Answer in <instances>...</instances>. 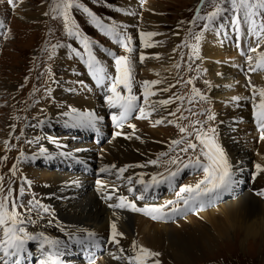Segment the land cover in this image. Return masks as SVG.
Listing matches in <instances>:
<instances>
[{
	"label": "bare ground",
	"instance_id": "6f19581e",
	"mask_svg": "<svg viewBox=\"0 0 264 264\" xmlns=\"http://www.w3.org/2000/svg\"><path fill=\"white\" fill-rule=\"evenodd\" d=\"M139 1L132 0V5L129 6L136 16L125 14V20L123 16L121 21V25L125 26L134 38L133 47L137 51L134 53L133 62L135 66H139L137 68H141L143 75L148 77L147 81L156 79L163 81L161 84L152 86L153 91L168 85H175L168 92H157V95L151 98L152 100L168 99L174 95L180 96L175 83L177 68L174 65L178 63L177 46H172L173 49H170V52L168 50L166 54L164 53L166 46L173 41L170 38L169 29L164 28L167 18L162 11L166 9L162 7L160 0H148L143 3V6L138 3ZM15 13L22 19H34L44 16L45 6H40L37 11L27 12H23L18 7ZM138 13L141 18H138ZM225 24L227 25L226 22ZM141 31L158 33L149 40L152 47L143 48L139 40ZM219 31L224 34L215 35L208 32L199 51L205 72L204 78L208 84V97L211 99L216 116L217 136L230 162L237 170V178L242 183L236 189L235 196L232 193H226L219 203L200 210L199 214L188 213L170 221H153L143 213L112 209L107 204L116 202L115 198L113 201L105 202L101 195V186L96 183L100 180L109 186L116 184L118 194L133 198V193L127 191L126 180L116 181L113 174L100 173L99 169L111 165H116L117 169L131 165L133 167L127 169L124 173L125 177L133 176L135 180L137 174L143 173L146 180L150 179L158 164L147 167H136V165H144L150 159H157L159 153L165 149L167 142L164 138V131L161 126H153V124L161 117H165V120L177 119L178 100L165 106L159 113H153L148 119L134 118L139 115L134 114V117H130L126 122V126L119 129L122 134L113 138V133L118 129L112 125L108 117L104 108L106 102L98 95L101 90L95 86L83 62L79 59L76 61L62 50L58 52L60 58L56 59L54 68V71L57 68L59 72L55 73L53 79L48 82V89H51L50 95L42 92V88L38 85L41 95L34 93L35 91L30 92L31 98L40 96L37 98L40 101L36 110L38 117L31 119L28 123V136L31 141L28 156L37 153L39 147L43 146L49 149L52 155L58 151L72 150L75 158L61 157L64 158L63 161L58 158L48 160L50 168L47 165L44 167L45 170L34 168L38 166L35 161H30L32 164L35 163L34 165L27 163L25 166L23 171L31 183L36 199L49 206L52 211V213L44 214L43 218H38L37 212H33L32 218L36 219L37 223L29 225L28 230L44 231L46 234L67 241L66 233L76 229H87L97 233L100 241L99 247L87 250L72 244L65 249L66 254L63 257L65 264H89L88 252L94 254L95 264H125L124 261L113 258L111 253L119 254L118 248L108 243L111 222L114 219L117 220L118 230L124 233V236L120 238V246L130 249L135 240L140 246L146 245L150 250L153 248L159 251L160 261L172 257L175 261L185 264L192 263L198 260L204 252L208 253L215 249V243L218 240L222 242L226 239L229 242L232 237L239 241V247L245 246L250 240L253 243L264 242V197L257 195L264 186V172L257 174L255 169L257 163L264 167V141L258 139L259 129L255 124L252 108L253 93H255L254 102L259 103V89L264 88V71L254 73L248 71L250 64L255 61L253 63L255 65L258 60V52L247 51L248 55L253 58L251 62L244 54L246 50L257 47L254 37L241 35L238 48L235 33L227 27ZM179 35L180 30L178 29L173 37L178 40ZM167 40L170 42L166 44ZM141 52L147 57L143 63L139 62ZM259 52H264V48L263 50L259 48ZM166 55H168L167 58ZM157 56L159 58H156ZM105 57L102 55V58ZM109 69L112 75H115V68ZM142 79L136 81H145ZM2 84L11 93L15 88V84L12 85L7 81H3ZM138 96L142 102V90ZM235 96L249 97V100L247 102L242 100L239 106H236L235 102H230V98ZM72 107L83 111L91 110L103 117L98 125L100 131L91 132L94 138L102 140L103 146L96 145V140L94 143L89 142L90 132L82 137L79 136V129L76 128L65 130L68 133L62 132L61 128L50 130L57 125L65 127L64 121L69 118L63 113ZM169 112H176V115L169 116ZM40 120H45L46 123L38 125ZM130 124L136 126L135 135L131 139L127 138L133 133V129L127 126ZM136 136L140 139H136ZM53 140L56 143H53ZM78 148L82 154L75 151ZM3 152L4 143L0 140V157ZM82 157L88 159V163L93 167L91 171L89 168H78L80 163H77V160H82ZM67 162L71 165L66 166ZM188 170L190 174L195 172ZM241 173H244L245 177L239 175ZM178 178L176 188L166 189V186H162L160 189L153 190L146 200L137 202L138 206H143L145 203L163 204L169 199H175V193L181 186ZM105 190H110V188ZM49 220L52 223H48ZM61 228L64 232L60 231ZM29 247L31 251L36 252L34 245ZM125 254L130 255L131 253L126 252ZM37 259L34 253L29 264H36ZM151 259L148 260V264H151Z\"/></svg>",
	"mask_w": 264,
	"mask_h": 264
},
{
	"label": "snow or ice",
	"instance_id": "6c2138e0",
	"mask_svg": "<svg viewBox=\"0 0 264 264\" xmlns=\"http://www.w3.org/2000/svg\"><path fill=\"white\" fill-rule=\"evenodd\" d=\"M208 0H200V5L195 9V15L191 23L199 26L200 22H204L200 32H192L190 30L189 38L194 37L195 43L188 44L187 40L182 46L189 47V60L200 58V45L208 32L215 35H221V29L229 28L231 32L236 34L237 47H240V36L247 35L256 39L257 47L250 48L245 51L247 60L251 62L252 56L247 55V51L258 52V60L254 66H249L250 73L264 71V52H259V44L264 40V0H212L215 3V11L208 14H202V10ZM8 3L15 6V0H8ZM54 7L50 6L49 12L44 15H49L50 12H55L58 17H62L64 28L69 37L79 41L83 51L69 45L73 58H78L86 66L87 73L95 82V86L104 93V99L111 112V123L118 129L113 133V138L120 136L122 133L119 129L126 126V122L134 114L138 113L139 119H148L153 113H159L165 106L174 102V100H183V96H173L168 99L152 100L151 98L157 95V92H168L175 85H168L156 91L152 90V86L163 83L162 80L156 79L152 81L138 82L134 79V53L137 51L133 47L134 38L128 32V29L118 23H104L102 19L91 12L89 8L78 3V0H53ZM82 10L89 17V22L94 25L100 32L110 37L117 45L124 48L126 55H118L114 51L104 48L108 57L114 60L115 75H112L107 65L95 55L94 45L76 26L75 21L70 15V9ZM116 11H123L126 15H136L130 9L116 8ZM231 13V15H229ZM228 17L227 25L224 23V18ZM156 32H139V40L143 48L147 49L153 45L149 42L150 38L157 36ZM175 51V49H174ZM143 52L139 54V62L143 63L146 60ZM156 58H159L158 56ZM183 60V53L181 54ZM176 68L180 64L174 65ZM191 68V65H189ZM201 70L197 69L199 73ZM179 82V81H178ZM82 83V82H81ZM192 83V79L186 81ZM138 84L142 90L143 101L140 102V97L134 93V85ZM194 94L189 99L191 103L196 97L200 100H208L209 97L201 93L199 89L192 88ZM51 89H47L45 94L50 95ZM255 93L252 97L253 118L257 128L259 129L260 141H264V88L259 89V103L254 102ZM248 101L249 97L235 96L230 98V102H235L239 106L240 101ZM179 111V109H177ZM208 121H215L216 116L211 110H208ZM66 119L64 124L68 128L86 129L99 132L98 127L103 117L98 116L94 111H83L72 107L70 110L63 113ZM169 116H175L176 112H169ZM165 117H161L154 121L153 126L164 123ZM173 121L169 120L168 123ZM45 120L38 121L39 124H45ZM36 125V126H38ZM196 125H199L197 127ZM133 129V133L127 138L131 139L135 135V125H127ZM14 127V126H13ZM181 133H186L187 136H195L196 142H188L180 149L183 153H189L191 150L194 155L188 156L187 160L182 161L179 156L170 157L164 163L177 165L174 170L165 169V172L155 173L150 176V179H145L143 173L137 174L134 180L133 176H124V173L131 165L116 168V165L104 166L99 169L100 173H111L115 176L116 181H127V191L133 193V198L118 194L116 184L109 186L97 180V185L101 186V195L107 206L116 210H130L133 213H143L150 217L153 221H170L176 217L187 215L188 213L199 214L200 210L215 206L219 203L226 193H232L235 196L236 189L239 188L242 181L237 178V170L230 162L225 149L217 138V128L209 127L205 130L204 122L196 121L192 126V131L181 126ZM140 139L139 136L135 137ZM38 139V138H37ZM187 137H181L180 140L171 141L172 146H177L184 143ZM56 143L55 140L52 141ZM8 141H5V145ZM199 149V153H197ZM172 150L171 148L169 149ZM60 157L75 158L72 153L61 151L58 153ZM168 155V153H160V156ZM40 158L53 160L55 157L49 149L40 146L39 151L30 156H25L23 152L18 157L20 160L36 161ZM157 159H150L144 165H136V167H147L148 165H157ZM77 163L84 164V161L77 160ZM191 169L203 173V178L194 185H181L175 193V199H169L163 204H148L138 206V201L146 200L151 195L153 190L160 189L166 186V189L177 187V178L184 173L185 170ZM256 173L264 172V167L259 163L255 165ZM114 170V172L112 171ZM13 175L16 171V165H13L11 170ZM3 177H0L2 182ZM139 186V187H137ZM110 190H105L109 189ZM139 195H135V193ZM20 198H13L12 189L8 190L7 195L3 194L2 183H0V264H29L30 258L34 253L30 250V245H34L36 249L35 255L38 257L36 264H65L63 257L65 249L72 244L79 245L83 250L99 247L100 241L98 234L87 229H76L66 233L65 239L54 237L46 234L44 231L32 232L28 230L29 225H35L36 219L32 218V213L37 212L38 218H43L44 214H49L51 209L49 206L42 204L39 200L33 198L28 201L29 207L24 213L18 211V207H22V197L25 194V187L19 189ZM258 196L264 197V190L257 193ZM48 223H52L51 220ZM64 232V229H60ZM124 233L118 230L117 220L111 222V234L108 240L118 248V253L113 252L111 255L116 260H122L125 264H148L150 258L160 256V253L152 251L145 246H140L134 240L130 249H125L120 246V238ZM130 252V255H125ZM94 254L88 252L89 264H95ZM152 264H161L159 259H154Z\"/></svg>",
	"mask_w": 264,
	"mask_h": 264
},
{
	"label": "rangeland",
	"instance_id": "374dc122",
	"mask_svg": "<svg viewBox=\"0 0 264 264\" xmlns=\"http://www.w3.org/2000/svg\"><path fill=\"white\" fill-rule=\"evenodd\" d=\"M131 1L132 0H78V3L89 8V10L99 16L104 23L121 24L123 16L125 20V13L123 11H116V8L130 9L129 6L132 5ZM160 4L166 9L162 11L168 21L164 22V28L169 29L170 38L173 40L172 43H169L168 46H166V51L164 53L166 54L168 50L170 52V49H173L172 46H177L178 63L180 64V67L175 70L177 71L175 74V83L178 87V93H180V96H183L184 99L177 101L176 109H179L177 119H168L165 120L164 123L159 124L164 131V138L167 142L165 149L160 153H168V155L161 157L159 153L158 157L160 162L158 163L156 171H154L156 173L165 172V169H175L177 165L164 163L165 161H168L170 157L179 156L182 161H185L188 156L194 155L191 150L189 153H183L180 149L188 142H196L195 136H186L187 132L181 133L179 129L183 126L188 132H191L193 124L197 121L193 119L195 117L194 113L198 98L196 97L191 103H189V94L192 91L191 85L196 88H204L208 96V84L207 80L204 78L205 72L201 57L199 60L196 58L190 61L189 52L191 49L182 46L185 44L186 40L187 42L190 40L192 43H195L194 37L189 38L190 30L197 33L201 31V23L199 26L191 23L195 15V9L200 5V0H160ZM42 5L45 6V13L49 12L50 6L54 7L53 0H15V6L9 4L8 0H0V22L6 24L10 28L7 36L0 37V140L4 143L5 149L0 157V177H3V180L0 183H2L3 194L7 195L8 190L12 189L13 198L16 199H21L19 189L21 186L25 187V194L22 197L23 206L18 207V211L21 213L25 212L29 207L28 201L36 198V195L23 171L25 166H27V163L25 165V160H20L18 162V157H20L21 152L26 156L27 151L25 148L28 140L23 132L17 134L15 131H22L27 128L28 122L25 121L27 116L30 117L32 115L35 118L38 117V115H36V110L40 100L31 99L30 92L35 91L34 93L41 95L38 88H43L45 84L48 87V82L53 79L55 73L59 72V69L57 68L54 71L56 59L60 58L58 52L61 50L65 51L72 58L73 56L71 55V48L68 47L69 45L77 48V50L83 51L79 41L75 40L74 43L73 39L67 35L62 17H58L55 12H50L47 16L44 15L34 19L28 18V20H26L27 18H20L15 13L18 7H20L23 12H27L29 10L37 11ZM206 8H209L211 12L215 11V3H213L212 0H208L202 10V14H205L204 12H206ZM69 11L79 31L93 43L95 48H97L96 45L120 47L110 37L106 36L92 25L89 22V17L87 14L83 13L82 10H76L74 8ZM229 15H231V13H229ZM139 17L141 18V15L138 13V18ZM178 29L180 30V37L176 40V38L173 37V34L175 31H178ZM168 42H170V40H167L166 44ZM102 48H105V46H102ZM259 48L263 50L264 40L260 41ZM121 49L123 54L126 55V50L122 47ZM113 51L117 54L116 50ZM182 53L183 60L181 59ZM167 57L168 55H166V58ZM189 65H191V68ZM57 66H59V64ZM137 67L139 66H134V73L137 74V77L143 78L142 80H148V77L143 75L141 68ZM110 68L113 70L115 66ZM145 68L147 67L145 66ZM197 69H200L201 71L198 73ZM189 79H192L191 84L184 83L183 80ZM3 81L12 83V85L15 84L12 93L4 84H2ZM41 91L45 93L44 89ZM206 103L209 102L201 100L198 105H207ZM200 108L202 107L197 109V113L202 114V116H200V121L204 122V128L206 130L213 126V121H208V114H203L204 111L200 110ZM212 113H214V110ZM169 120L173 122L170 124L168 123ZM214 123L217 127L215 121ZM159 126H157V128ZM59 128H61L60 130H62V132L64 131L65 133H68L66 132L67 130L65 131L64 127L60 125L55 126L53 131L55 129L59 130ZM88 132H90L89 142L94 143L96 140V145H102V140L94 138V135H91V130H88ZM101 132L104 134L102 129ZM181 137H187V139L184 140V143L177 146L171 145V141L180 140ZM217 138L219 140V136H217ZM5 141H8L7 145H5ZM170 148L172 149L171 151L169 150ZM75 151L82 154L79 148ZM198 153L199 149H197V153L195 154ZM57 158L62 159V161L64 160V158L61 157ZM87 160L82 157L84 164H78V168H89L91 171L93 167ZM65 162L66 160L64 163ZM251 162H253L252 158ZM29 164L32 165L30 161ZM13 165H16L14 175L11 171ZM67 165L70 166L71 164L67 162L66 166ZM253 165L254 164H252V166ZM45 166H47V164L42 161V164H38V166L34 168L45 170ZM47 167L50 168L49 166ZM154 172H152V174H154ZM185 174H190V171L185 170L184 173H181L178 180ZM239 175L245 177L244 173ZM198 177H201V175L198 174L196 177L185 175L180 180L179 184L185 185L186 183L198 182ZM261 190H264V186ZM230 239L229 242L226 239L222 240V242L221 240L220 242L218 240V242L215 243V249L208 253L204 252L198 260L187 264H264V242L260 241L259 243H253L250 240L245 246L239 247L238 240H234L233 237ZM238 239H240L239 236ZM144 246L147 247L146 245ZM151 249L152 251L160 253L153 248ZM32 252L36 253L35 251ZM154 259H159V257L152 258L150 260L151 264ZM174 261V258L169 257L162 260L161 264H185L180 261Z\"/></svg>",
	"mask_w": 264,
	"mask_h": 264
}]
</instances>
